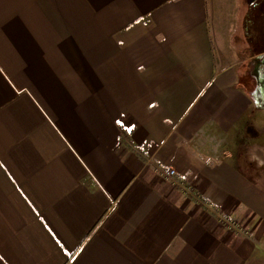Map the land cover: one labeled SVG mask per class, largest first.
I'll return each mask as SVG.
<instances>
[{
  "label": "crops",
  "instance_id": "crops-1",
  "mask_svg": "<svg viewBox=\"0 0 264 264\" xmlns=\"http://www.w3.org/2000/svg\"><path fill=\"white\" fill-rule=\"evenodd\" d=\"M225 2L0 0V264H264V0Z\"/></svg>",
  "mask_w": 264,
  "mask_h": 264
},
{
  "label": "rangeland",
  "instance_id": "rangeland-1",
  "mask_svg": "<svg viewBox=\"0 0 264 264\" xmlns=\"http://www.w3.org/2000/svg\"><path fill=\"white\" fill-rule=\"evenodd\" d=\"M226 1H229V3L227 4V6H228L227 8H229L231 11V13H228V14H232V16L235 14V15H237L238 18L241 15L245 17V15L248 12L249 6L243 4L244 0H226ZM221 2H225V0H217V3H221ZM225 3H227V2H225ZM260 13H261V10H260ZM249 14L255 16V14L252 12V9H251ZM255 31L257 33H259L260 30L255 29ZM260 33H262V32H260ZM256 48H260V47H257V39L254 42H252V46H251V49H253V50H255ZM259 89H260L259 94L262 95V92H264V87L260 85ZM257 106L264 107V93L262 95V98L260 96L258 97ZM254 132H255L254 127L248 126L247 130L245 131L244 137H243V135H241V133L243 134L244 132L241 131L238 133L236 139H238V141L244 146L245 141H247L248 143H251V141L244 140V138L245 139L248 138L250 136V134H254ZM247 157H248V155L245 154V157H244L245 160H243L244 161L243 167L245 169H247L246 165H248L250 167H254L251 164L252 162L250 160H248Z\"/></svg>",
  "mask_w": 264,
  "mask_h": 264
},
{
  "label": "built area",
  "instance_id": "built-area-1",
  "mask_svg": "<svg viewBox=\"0 0 264 264\" xmlns=\"http://www.w3.org/2000/svg\"><path fill=\"white\" fill-rule=\"evenodd\" d=\"M159 174L164 178H170L173 180L174 183H178L176 176H177V170L173 167H165V168H158ZM202 200V199H200ZM204 205L212 206L211 203H209L207 200L202 201ZM218 213V221L223 226H225L228 230L235 231V232H241L243 231V226L240 223V221L232 218L231 216L227 214H223L220 212V210L217 209Z\"/></svg>",
  "mask_w": 264,
  "mask_h": 264
},
{
  "label": "clouds",
  "instance_id": "clouds-1",
  "mask_svg": "<svg viewBox=\"0 0 264 264\" xmlns=\"http://www.w3.org/2000/svg\"><path fill=\"white\" fill-rule=\"evenodd\" d=\"M205 199L207 200L208 198H207V197H205Z\"/></svg>",
  "mask_w": 264,
  "mask_h": 264
}]
</instances>
